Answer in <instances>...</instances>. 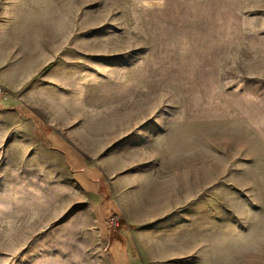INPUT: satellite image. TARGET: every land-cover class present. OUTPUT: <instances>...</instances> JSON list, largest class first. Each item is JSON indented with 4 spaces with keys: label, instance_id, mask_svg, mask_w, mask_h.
<instances>
[{
    "label": "rangeland",
    "instance_id": "374dc122",
    "mask_svg": "<svg viewBox=\"0 0 264 264\" xmlns=\"http://www.w3.org/2000/svg\"><path fill=\"white\" fill-rule=\"evenodd\" d=\"M78 154L264 264V0H0V264H108Z\"/></svg>",
    "mask_w": 264,
    "mask_h": 264
},
{
    "label": "crops",
    "instance_id": "0c3cea01",
    "mask_svg": "<svg viewBox=\"0 0 264 264\" xmlns=\"http://www.w3.org/2000/svg\"><path fill=\"white\" fill-rule=\"evenodd\" d=\"M78 157L80 181L77 184L80 194L89 201L91 227L104 245L108 264H250L247 257L223 258L216 249L207 251L205 217L189 215L184 210L188 205L156 203L161 205L155 207L166 210L151 212L140 221L121 220L124 216L113 186L96 167L89 166L79 154ZM190 203H197L199 208L204 206L200 201L186 202ZM169 207L178 209L167 210ZM115 215L121 217V224L111 230L107 219Z\"/></svg>",
    "mask_w": 264,
    "mask_h": 264
},
{
    "label": "built area",
    "instance_id": "2783aa9c",
    "mask_svg": "<svg viewBox=\"0 0 264 264\" xmlns=\"http://www.w3.org/2000/svg\"><path fill=\"white\" fill-rule=\"evenodd\" d=\"M108 225L110 228H117L120 224V219L116 216H111L108 221Z\"/></svg>",
    "mask_w": 264,
    "mask_h": 264
},
{
    "label": "trees",
    "instance_id": "16d2710c",
    "mask_svg": "<svg viewBox=\"0 0 264 264\" xmlns=\"http://www.w3.org/2000/svg\"><path fill=\"white\" fill-rule=\"evenodd\" d=\"M20 110V109H19ZM23 110V109H22ZM32 116V115H31ZM30 118V117H29Z\"/></svg>",
    "mask_w": 264,
    "mask_h": 264
}]
</instances>
